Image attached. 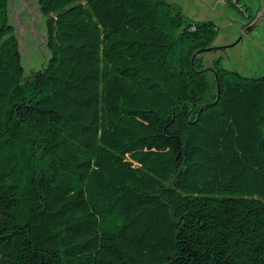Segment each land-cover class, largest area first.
Segmentation results:
<instances>
[{
    "label": "trees",
    "instance_id": "16d2710c",
    "mask_svg": "<svg viewBox=\"0 0 264 264\" xmlns=\"http://www.w3.org/2000/svg\"><path fill=\"white\" fill-rule=\"evenodd\" d=\"M36 3L27 69L0 0V264H264V76L167 0Z\"/></svg>",
    "mask_w": 264,
    "mask_h": 264
},
{
    "label": "rangeland",
    "instance_id": "374dc122",
    "mask_svg": "<svg viewBox=\"0 0 264 264\" xmlns=\"http://www.w3.org/2000/svg\"><path fill=\"white\" fill-rule=\"evenodd\" d=\"M181 8L186 21H212L217 34L210 47H224L203 53V64L211 69L216 62L221 68L236 71L244 76H264V18L249 33L243 34L247 18L243 11L225 0H167ZM11 22L15 27L22 55V63L27 69H37L44 62L47 51L43 45L44 23L34 6L36 0H11ZM242 9L255 14L264 11L258 0H241ZM15 15L17 17H15Z\"/></svg>",
    "mask_w": 264,
    "mask_h": 264
},
{
    "label": "water",
    "instance_id": "95a60500",
    "mask_svg": "<svg viewBox=\"0 0 264 264\" xmlns=\"http://www.w3.org/2000/svg\"><path fill=\"white\" fill-rule=\"evenodd\" d=\"M23 1V0H22ZM9 2H11V0H9ZM35 7H37L38 9V12H39V8H38V4H34ZM40 15V16H39ZM38 16L42 19L43 21V17L41 16L40 12L38 13ZM15 17H17L15 15ZM264 18V11H260V12H257L256 15H255V18L250 22L248 23L247 25H245L243 27V30H242V35L243 34H249L260 22L261 20ZM16 26L18 28V31L22 30L19 23H18V20L16 22ZM42 39V42H43V45H45V33L42 37H40ZM19 44V42H18ZM224 49V47H209V48H206V49H203L201 51H199L198 53H204V52H211V51H216V50H222ZM195 56V55H194Z\"/></svg>",
    "mask_w": 264,
    "mask_h": 264
},
{
    "label": "built area",
    "instance_id": "2783aa9c",
    "mask_svg": "<svg viewBox=\"0 0 264 264\" xmlns=\"http://www.w3.org/2000/svg\"><path fill=\"white\" fill-rule=\"evenodd\" d=\"M232 1L235 3V5L237 6V8H239V9L242 8L241 3L235 2V0H232ZM243 12H244V10H243ZM244 14H245V12H244ZM245 16H246V14H245Z\"/></svg>",
    "mask_w": 264,
    "mask_h": 264
},
{
    "label": "flooded vegetation",
    "instance_id": "af4514ba",
    "mask_svg": "<svg viewBox=\"0 0 264 264\" xmlns=\"http://www.w3.org/2000/svg\"><path fill=\"white\" fill-rule=\"evenodd\" d=\"M258 3L260 4V7H259V8H261V7H262L261 5H262V3H264V0H258ZM258 11H259V10H258ZM258 11H257V12H258ZM257 12H256V13H257Z\"/></svg>",
    "mask_w": 264,
    "mask_h": 264
},
{
    "label": "crops",
    "instance_id": "0c3cea01",
    "mask_svg": "<svg viewBox=\"0 0 264 264\" xmlns=\"http://www.w3.org/2000/svg\"><path fill=\"white\" fill-rule=\"evenodd\" d=\"M246 18H247V16H246Z\"/></svg>",
    "mask_w": 264,
    "mask_h": 264
}]
</instances>
